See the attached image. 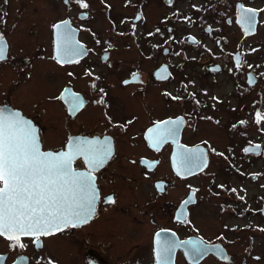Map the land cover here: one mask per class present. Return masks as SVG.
Returning a JSON list of instances; mask_svg holds the SVG:
<instances>
[{
    "label": "flooded vegetation",
    "instance_id": "af4514ba",
    "mask_svg": "<svg viewBox=\"0 0 264 264\" xmlns=\"http://www.w3.org/2000/svg\"><path fill=\"white\" fill-rule=\"evenodd\" d=\"M0 37V112L97 193L0 264H264V0H0Z\"/></svg>",
    "mask_w": 264,
    "mask_h": 264
},
{
    "label": "snow or ice",
    "instance_id": "6c2138e0",
    "mask_svg": "<svg viewBox=\"0 0 264 264\" xmlns=\"http://www.w3.org/2000/svg\"><path fill=\"white\" fill-rule=\"evenodd\" d=\"M80 6L87 7L82 2ZM245 19L252 23L250 16ZM256 120L264 121V115L257 112ZM82 154L79 142L68 152L41 151L29 122L18 113L0 112V237L23 248L22 237L39 241L42 236L77 227L92 218L97 199L94 178L91 173H75L71 168L75 156ZM107 155V149H93L89 163L102 166ZM106 202L114 201L108 197ZM193 254L198 255L199 248L193 246Z\"/></svg>",
    "mask_w": 264,
    "mask_h": 264
},
{
    "label": "rangeland",
    "instance_id": "374dc122",
    "mask_svg": "<svg viewBox=\"0 0 264 264\" xmlns=\"http://www.w3.org/2000/svg\"><path fill=\"white\" fill-rule=\"evenodd\" d=\"M256 168H258V167H256V165L249 166L246 169V173L249 172V171H253ZM250 182H251V180L248 177H245V180L242 182L246 187H248V190L250 189L251 186H254V184L250 183Z\"/></svg>",
    "mask_w": 264,
    "mask_h": 264
},
{
    "label": "water",
    "instance_id": "95a60500",
    "mask_svg": "<svg viewBox=\"0 0 264 264\" xmlns=\"http://www.w3.org/2000/svg\"><path fill=\"white\" fill-rule=\"evenodd\" d=\"M3 113V112H2ZM4 115H9V114H6V113H3ZM22 120H24V121H27V122H29L27 119H25L24 117H22L21 115L19 116ZM30 123V122H29ZM31 125V124H30ZM35 134H36V137H37V140H38V136H37V132H36V130H35ZM39 142V141H38ZM40 145V144H39Z\"/></svg>",
    "mask_w": 264,
    "mask_h": 264
}]
</instances>
